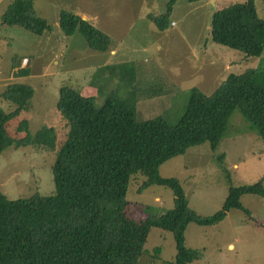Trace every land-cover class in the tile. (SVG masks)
<instances>
[{
	"label": "rangeland",
	"instance_id": "obj_1",
	"mask_svg": "<svg viewBox=\"0 0 264 264\" xmlns=\"http://www.w3.org/2000/svg\"><path fill=\"white\" fill-rule=\"evenodd\" d=\"M11 1L0 0V107L15 108L1 95L11 83H28L33 94L27 108L8 121L6 130L12 138L21 139L26 132L32 136L41 127H53L55 148L11 146L0 154V191L8 198L54 192L51 166L69 130L55 107L59 87L75 88L91 97L95 106L109 97L131 98L136 121L160 116L174 123L187 106L190 89L208 94L229 73L264 68V52L245 58L211 40L213 5L219 9L244 0H174L163 31L146 18L164 14L168 0H34L37 15L51 26L40 34L1 23V13ZM255 6L264 19V0H255ZM60 9L80 15L104 32L115 48L114 58H108V51L89 48L79 30L61 31ZM105 64L110 67L96 71ZM26 69L28 74H18ZM23 118L27 131L18 132ZM159 174L178 180L188 205L198 213L211 214L221 207L230 187L261 181L264 188V143L235 109L215 143L187 148L162 163ZM144 179L137 172L127 182L126 211L136 219L173 205L167 186L154 184L138 191ZM239 202L247 211L230 209L213 225H187L185 245L202 254L192 264H264V196L244 194ZM175 254L172 233L150 227L137 264H172Z\"/></svg>",
	"mask_w": 264,
	"mask_h": 264
},
{
	"label": "trees",
	"instance_id": "obj_2",
	"mask_svg": "<svg viewBox=\"0 0 264 264\" xmlns=\"http://www.w3.org/2000/svg\"><path fill=\"white\" fill-rule=\"evenodd\" d=\"M33 1L12 0L1 13V23L35 34L50 30ZM173 1L168 0L162 15L147 14L160 30L166 27ZM57 24L66 34L79 30L93 50L108 48V36L72 11L60 9ZM209 32L212 42L245 58L264 52V19L257 14L255 0L217 8ZM28 73L29 69L18 72ZM32 94L30 84L20 82L7 85L2 92L15 108L0 107V154L11 146L54 150L53 127H41L30 136L23 118L17 126L18 132H26L23 138L14 139L6 130L8 121L27 108ZM189 94L184 112L171 123L160 116L136 121L131 98L109 97L95 106L91 97L75 88L59 87L55 107L69 130L51 166L54 192L8 198L0 191V264H137L150 227L172 233L176 248L172 264L201 258L200 251L185 245L187 225H213L230 209L247 211L239 197L264 196L261 181L230 187L221 207L203 215L188 205L178 180L159 174V166L191 146L215 143L235 109L264 143V68L229 73L211 93L194 87ZM145 95L149 96L147 90ZM137 172L145 176L138 191L154 184L167 186L173 205L159 214L146 213L142 219L130 216L125 192L129 176Z\"/></svg>",
	"mask_w": 264,
	"mask_h": 264
},
{
	"label": "crops",
	"instance_id": "obj_3",
	"mask_svg": "<svg viewBox=\"0 0 264 264\" xmlns=\"http://www.w3.org/2000/svg\"><path fill=\"white\" fill-rule=\"evenodd\" d=\"M198 1H203V0H198ZM151 24H153V22H151L148 18H146ZM172 23V21H170V24ZM155 27H156V29L157 30H159V31H163L164 29H162V30H160V29H158L157 28V26L155 25V24H153ZM113 46H110V44L108 45V48L105 50V51H103V52H106L107 53V51H108V54H107V56H108V58H114L113 56H112V54H114V50H115V48H112ZM117 49V48H116ZM100 52V51H99ZM110 52H112V53H110ZM111 55V56H110ZM119 56V55H118ZM121 64H122V62H121ZM105 65H107V64H105ZM102 66H104V65H102ZM232 166H235V164H233ZM187 203H188V200H187ZM187 228V227H186ZM186 230V229H185ZM197 261V260H196ZM201 261V260H200ZM190 264H192V262L190 263Z\"/></svg>",
	"mask_w": 264,
	"mask_h": 264
},
{
	"label": "water",
	"instance_id": "obj_4",
	"mask_svg": "<svg viewBox=\"0 0 264 264\" xmlns=\"http://www.w3.org/2000/svg\"><path fill=\"white\" fill-rule=\"evenodd\" d=\"M212 3H213V2H212ZM215 10H216V7H215V5H213V13H212V14H214ZM84 19H85V18H84Z\"/></svg>",
	"mask_w": 264,
	"mask_h": 264
}]
</instances>
